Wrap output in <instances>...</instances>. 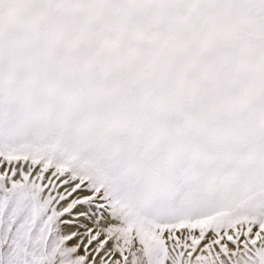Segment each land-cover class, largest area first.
Returning <instances> with one entry per match:
<instances>
[{
	"label": "snow or ice",
	"instance_id": "snow-or-ice-1",
	"mask_svg": "<svg viewBox=\"0 0 264 264\" xmlns=\"http://www.w3.org/2000/svg\"><path fill=\"white\" fill-rule=\"evenodd\" d=\"M0 264H264V0H0Z\"/></svg>",
	"mask_w": 264,
	"mask_h": 264
}]
</instances>
